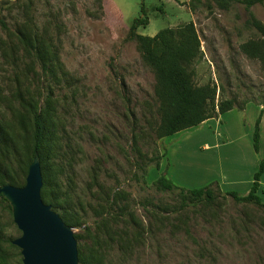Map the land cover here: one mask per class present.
<instances>
[{"label": "rangeland", "instance_id": "374dc122", "mask_svg": "<svg viewBox=\"0 0 264 264\" xmlns=\"http://www.w3.org/2000/svg\"><path fill=\"white\" fill-rule=\"evenodd\" d=\"M188 2L0 0V125L11 136V149L0 143V162L17 177L15 186L25 183L31 123L20 100H33L42 108L51 91L55 136L70 149V163L60 177L73 192L72 214L82 218L81 226L72 227L77 246L85 243L88 252L94 251L85 229L93 228L102 192L122 191L117 204L133 215L119 218L115 241L105 244L106 264H264V209L223 196L230 190L243 195L251 165L264 158L263 105L259 109L249 101L243 109L234 107L157 138L155 74L136 41L127 39L135 18L146 20L137 32L148 36L193 21L203 51L194 64L195 83L213 81L223 87L222 98L264 100V63L241 48L259 37L246 23L244 4L232 0L223 8L214 0H201L191 10ZM250 11L264 23V2ZM17 25L35 28L50 40L58 59L53 75L42 74L15 32ZM258 117L255 152L252 135ZM160 175L179 188L212 186L215 200L183 207L178 189L154 187ZM227 181L238 182L228 186ZM54 210L64 212L62 207ZM113 212L121 213L117 206ZM0 221L6 236L21 234L2 200ZM10 252L13 261L21 258L18 247Z\"/></svg>", "mask_w": 264, "mask_h": 264}, {"label": "trees", "instance_id": "16d2710c", "mask_svg": "<svg viewBox=\"0 0 264 264\" xmlns=\"http://www.w3.org/2000/svg\"><path fill=\"white\" fill-rule=\"evenodd\" d=\"M216 3L225 7L232 0H214ZM244 4L248 19L246 23L252 26L258 33L257 40H248L241 45L244 52L250 56L258 57L264 63V23L258 20L250 11V7L264 0H233ZM201 0H189L188 6L191 10L195 8V3ZM144 18H135L129 26L127 39H134L143 59L152 67L155 74L154 95L158 101L159 123L155 128L157 138H163L181 130L197 126L205 120L222 114L236 107L243 109L249 101L264 105V100L254 98H244L238 101L236 97L222 98V88L213 81H208L198 85L194 81L195 66L203 57L201 40L196 31L193 21L180 24L176 27L160 29L153 36L142 35L137 32L139 26L144 25ZM2 26H6L1 22ZM20 41L23 43L27 52L31 53L38 62L42 74H54V67L58 63L56 54L50 49L51 42L41 37L35 28L26 29L20 25L15 27ZM51 91L45 95V106L39 107L36 102L20 100L27 115L30 118V158L32 160L34 152L40 157L42 174V187L40 195L42 200L50 204L53 209L62 207L64 211L61 216L63 221L69 226H81L78 215L72 214L73 209L69 205L72 200L73 192L60 177V173L70 162L67 160L70 149L66 145L59 144V138L55 136L53 129L54 119L51 116L52 106ZM259 121L257 118L253 135L252 145L255 152L259 151ZM24 124V119H21ZM135 137H133V140ZM0 143L6 150L11 149V136L0 125ZM60 158L61 162L56 160ZM27 163V165H28ZM136 168L145 171V166L135 162ZM159 167L156 162L155 168ZM264 172V158L259 160L258 167L252 176L251 188L247 194H239L234 190L225 191L223 196H229L239 203L254 204L264 209V203L257 195L260 186V178ZM16 176L9 174V170L0 162V185L4 183L16 184ZM154 187L159 191H173L178 189L177 197L183 207L188 204L206 203L212 204L215 195L212 186H205L194 189L179 188L167 177L160 175L153 181ZM122 191L111 189L105 197L97 203L95 210V220L91 227H86V232L93 237L94 251L88 252L86 244L81 243L77 246L78 264H106L104 248L107 241H115L116 229L119 218L131 213H125L126 208L117 204ZM0 200L5 202L8 211L11 207L8 201L0 194ZM115 206L120 209L116 215ZM4 224L0 221V264H22L21 258L12 260V249L16 246L11 243V237L4 233ZM78 242V236L75 235ZM80 241V238H79ZM7 244V246H4ZM87 250V252H86ZM20 254V253H19ZM19 256V255H18Z\"/></svg>", "mask_w": 264, "mask_h": 264}, {"label": "water", "instance_id": "95a60500", "mask_svg": "<svg viewBox=\"0 0 264 264\" xmlns=\"http://www.w3.org/2000/svg\"><path fill=\"white\" fill-rule=\"evenodd\" d=\"M40 157L34 152L25 183L0 185L21 234L11 240L19 248L22 264H78L77 241L71 226L40 195Z\"/></svg>", "mask_w": 264, "mask_h": 264}, {"label": "crops", "instance_id": "0c3cea01", "mask_svg": "<svg viewBox=\"0 0 264 264\" xmlns=\"http://www.w3.org/2000/svg\"><path fill=\"white\" fill-rule=\"evenodd\" d=\"M104 1V0H103ZM262 105H259V109L261 108ZM263 108H264V105H263ZM210 119V118H209ZM207 121V120H205ZM258 163H259V160L257 162V159H255V162L251 165L252 167L250 168V172H249V175L247 176V179L244 180L245 183H247L246 185V190H245V193L244 194H247L251 188V183H252V176H253V173L256 171L257 167H258ZM230 181H227L226 182V185H235L237 184L238 181H232L230 183H228ZM224 184V183H222ZM257 195H259L261 201L264 203V172L263 174L261 175V178H260V186H259V190L257 191Z\"/></svg>", "mask_w": 264, "mask_h": 264}]
</instances>
